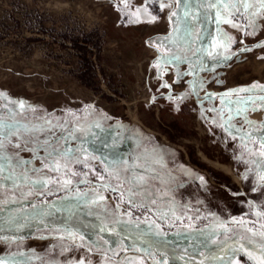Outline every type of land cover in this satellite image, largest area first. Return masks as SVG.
<instances>
[{
	"label": "rangeland",
	"instance_id": "374dc122",
	"mask_svg": "<svg viewBox=\"0 0 264 264\" xmlns=\"http://www.w3.org/2000/svg\"><path fill=\"white\" fill-rule=\"evenodd\" d=\"M167 2L178 10L175 0ZM137 7L145 0H129L128 8L121 0H0V117L54 128L52 136L71 132L80 139L70 144L87 153L77 152L71 162L58 158L59 171L30 174L48 181L36 191L24 184L0 189V257L15 256L19 264H158L161 256L169 264H229L244 243L252 257L235 253L231 264H258L264 196L251 189L264 169V108L243 101L264 96L260 10L257 17L242 10L233 20L235 14L222 9L219 24L209 18L185 36L167 7L157 14L149 5L140 21L126 22L125 13L135 15ZM227 20L247 24L249 32L259 26L245 36ZM174 27L181 32L171 50L183 62L158 67L168 49L156 41L173 36ZM223 32L234 42L214 47ZM217 48L232 60L212 67L207 53ZM187 61L210 70L176 83ZM194 79L203 80L195 92ZM20 100L24 109L6 103ZM228 117L233 128L225 131L220 125L227 126ZM238 125L254 134L237 132ZM64 146L63 140L55 145ZM34 164L40 168L41 161ZM116 172L145 177L138 206L129 205L130 185Z\"/></svg>",
	"mask_w": 264,
	"mask_h": 264
},
{
	"label": "snow or ice",
	"instance_id": "6c2138e0",
	"mask_svg": "<svg viewBox=\"0 0 264 264\" xmlns=\"http://www.w3.org/2000/svg\"><path fill=\"white\" fill-rule=\"evenodd\" d=\"M176 5L178 6L177 11H172V4L168 3L167 0H145V7L142 9L140 7L135 8V15L133 12L128 11L124 15V20L128 22L129 20L140 21L142 17L145 16L147 8L151 5L154 13H159L165 7L168 8L171 13L169 19L173 20L176 25L183 23V34L187 36L188 34H196L194 29L198 23L204 22L209 18H212L216 21L217 24L220 23V17L226 15V13L222 9H228L229 13H234L235 16L239 15V13L243 11H247L251 17H257L256 9L257 7L260 10L259 19L264 20V0H175ZM121 3L125 8L129 7V0H121ZM182 5L183 15H180L179 6ZM155 20V15L152 17ZM233 20H227L226 23L230 24L233 29L241 30L245 36L250 34H255L258 24L251 25V32L248 31V25L245 24L243 27L240 24L234 23ZM181 29L179 27L173 28V36L165 37L163 40H158L156 43L161 44L164 48L168 49L167 57L161 56L160 60L157 62L158 67H162L167 64H174L177 61L183 62L180 60L174 52H172V47L175 44V34L180 33ZM222 42V43H221ZM229 42H234V38L229 36L227 32H223L219 39L214 41V47L216 45H220V47L226 48ZM239 43H243V41H239ZM257 47L264 48V45L258 44ZM252 49L250 48H242V52H249ZM220 48H217V52L214 54L211 50L208 51L207 55L212 57L215 60V66L227 64L230 60H232L231 56H220L219 55ZM190 65L187 71L180 72L177 70L176 76L177 81L179 83L180 79L185 76L192 75L195 77L197 70L199 71H208L210 69H206L203 67V64L193 65L192 61H187ZM160 74H158V78ZM189 85L192 87L193 91H198L202 88L203 80H193L189 82ZM161 88H169L170 86L167 83H161ZM257 86L253 85L252 90H256ZM240 91H248L246 89H240ZM260 92H264V86L259 88ZM2 95V94H0ZM228 93H224V96H227ZM199 100V96H197ZM212 99L211 94H206L205 100ZM8 104H12L14 106H18L19 109H24L26 107L25 102L23 100L20 101H6ZM235 103H240V101H236ZM243 103L247 106L255 105L257 103L261 104V107L264 108V96H260L258 99L256 97H252L250 99H246ZM253 111L257 109L255 107L252 108ZM12 109H9V114L11 116ZM210 112L218 113L219 110L212 108L209 109ZM240 114V109H237V116ZM245 122L249 127H253V122L248 120L245 116ZM50 123V122H46ZM225 128V131H230L233 128L232 125V117H228L227 126L220 125ZM54 128H45L44 125L40 126H27L22 125L19 121L15 119H10L9 121H4L2 117H0V189L5 187V184L11 186V188L16 189L19 188L21 184H24L26 187H31L33 191H36L37 188L45 187L48 183L47 180H31L30 174L32 173H40L43 172L45 168L50 172L59 171V167L57 166V159L62 158L67 162H71L72 158L75 156L77 152L81 153L82 157H86V150L83 148V145H78L77 147H73L70 144V141L79 140V136H73L71 132L67 135L61 134L58 136H52V132ZM261 130L264 131V125H261ZM237 132H244V134L248 137H251L253 132H245L243 127L239 125L236 128ZM46 133V134H45ZM237 137L233 135V139L235 140ZM61 140L64 141V148H56L55 145L58 144ZM259 147L261 149L259 155L264 157V139L260 141ZM31 152V159H24L20 153L21 152ZM36 160L41 161L40 168H36L34 162ZM79 162V161H77ZM256 163H259L257 160ZM66 166V165H65ZM86 166V161H85ZM111 167V166H109ZM23 169V171H21ZM95 171V170H93ZM115 178L122 181V183H127L130 187L127 189L128 193V203L130 206H138V202L136 200L137 195L141 193L144 188V180L145 177L143 175H139L135 178L129 179L126 175H122L119 172L114 173ZM245 180H251L254 176L245 175L242 177ZM99 179L103 181L105 177L103 175L99 176ZM201 181H204V177H199ZM260 183L258 186H253L251 191L256 192L260 191V195L264 196V169H262L259 176ZM65 184H70L71 181H64ZM113 192H116L117 189H112ZM23 194V193H22ZM32 193L29 192L28 195ZM80 197H85L87 194H79ZM145 198H148V192H143ZM0 196H3V192L0 191ZM102 199V197H101ZM155 203L154 199L152 201ZM101 232L104 229H100ZM83 239V237H81ZM5 244L8 243L7 240L3 241ZM107 243V241H105ZM186 251V250H185ZM243 252V254L247 257H252V248L249 245L245 246L244 243H241L238 248L233 250V256L229 258V264H231V260L235 258V253ZM261 258L258 261V264H264V248L261 249ZM180 259H185L184 256H180ZM221 262H223V258H221ZM0 264H19L15 256L10 257H0ZM80 264H84V261H80ZM158 264H169L168 259L165 256H161ZM238 264L240 262L238 261Z\"/></svg>",
	"mask_w": 264,
	"mask_h": 264
}]
</instances>
